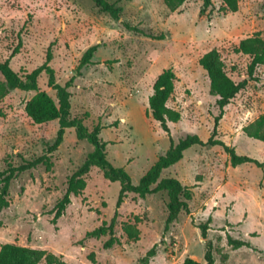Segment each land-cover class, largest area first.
I'll return each mask as SVG.
<instances>
[{
	"label": "rangeland",
	"instance_id": "obj_1",
	"mask_svg": "<svg viewBox=\"0 0 264 264\" xmlns=\"http://www.w3.org/2000/svg\"><path fill=\"white\" fill-rule=\"evenodd\" d=\"M122 7L119 20L100 11L92 0H0V63L23 76L41 66L48 55L55 82L64 85L76 74L85 50L98 48L91 64L84 66L68 89L71 117H84L89 128L100 125L107 160L129 174L132 184L169 148L187 134L207 141L218 114L209 94V80L198 61L216 49L235 82L247 78L249 58L235 52L240 40L259 33L264 39V0H239L234 13L222 10L221 0H210L203 14V0H187L170 12L163 0H107ZM123 22L153 36L156 41L125 29ZM171 68L175 88L167 106L179 112L178 122L168 123L169 134L146 114L148 98L157 76ZM225 108L216 139L241 156L264 163V146L248 138L243 128L264 114V66ZM4 80L0 75V86ZM40 91L56 100L46 73L37 79ZM35 92L11 90L0 94V171L8 164L45 154L58 130V122L34 124L24 105ZM92 145L65 130L61 145L52 153V167L43 166L18 175L9 188V207L0 212V246L12 243L43 249L62 256L68 264H181L191 258L205 264L204 241L197 226L209 222L207 238L213 246L214 264H264V171L245 163L231 167L219 146H192L160 178H175L190 188L188 213L181 212L168 230V197L158 192L140 198L127 194L116 209L119 182L106 180L93 167L86 188L64 214L54 221V207L66 190L68 177L83 163ZM118 216L111 249L110 238L87 233ZM140 218L139 240L122 230L125 222ZM227 236L251 244L232 249ZM154 248L155 255L142 261ZM93 254V260L89 255ZM40 264H45L42 261Z\"/></svg>",
	"mask_w": 264,
	"mask_h": 264
},
{
	"label": "trees",
	"instance_id": "obj_2",
	"mask_svg": "<svg viewBox=\"0 0 264 264\" xmlns=\"http://www.w3.org/2000/svg\"><path fill=\"white\" fill-rule=\"evenodd\" d=\"M187 0H163L165 6L170 12L176 11ZM95 6L102 12L106 13L113 20H119L122 13V7L115 3H109L107 0H92ZM239 0H221L222 10L225 12L234 13L238 10ZM210 0H203V9L200 10V15L203 14L205 8L209 7ZM126 30L140 34L152 40H164V35L159 34L153 36L145 33L135 26H130L123 22ZM21 41L13 49L10 57L0 63V75L4 83L0 86V94L5 91L22 90L33 91L34 95L25 102L24 111L34 124H44L52 121L58 122V130L54 142L47 147L45 154L32 159L25 160L19 166L10 164L0 171V212L9 207V188L11 182L20 174L35 169L38 166H43L49 171L52 167V153L61 145L65 130L73 129L78 140L88 141L93 151L87 155L83 163L68 177L66 182V190L63 197L57 201L54 207V221L59 219L65 212L67 206L71 203V196H78L86 188V176L90 169L97 167L103 177L110 182H119L120 191L116 202V209L123 203L127 194H134L140 198L152 195L158 192H165L168 197L167 211L168 215L165 221V230L176 221L181 212L188 213V202L191 200L192 193L190 188L183 186L175 178H160L161 174L179 162L183 158V153L192 146H201L211 148L219 146L224 153L228 155L231 167H236L245 163H250L264 171V163L259 162L247 156L238 155L234 148L224 144L223 141L216 139L217 127L222 119L225 108L231 103L236 95L244 90L251 81H258L254 78L256 69L264 66V39L259 33L239 41L235 52L249 58L246 69L247 78L240 82H235L227 73L223 60L220 58L219 52L212 49L206 52L198 61L199 66L206 72L209 80V94L215 98V106L218 114L214 117V125L211 134L207 141H202L195 134H187L177 143L171 144L168 150L158 157L156 162L146 171L141 177L137 185H133L129 174L123 168L114 167L106 157V143L100 139L102 128L100 125H95L91 128L85 125L84 117H71L70 109V93L68 89L72 86L75 78L80 75V70L89 64L96 52L98 46L93 45L85 50L81 56L77 67L76 74L68 79L64 85L55 82L53 70L48 65L51 54L48 53L45 62L29 73L23 76L14 72L9 63L10 58L19 52ZM41 73H46L48 83L55 91L56 100H54L45 91H40L37 86V79ZM176 76L171 68L163 70L155 79L152 86V93L148 98V111L146 114L158 122L162 130L169 134L168 123H176L180 119L179 112L170 109L167 106L168 100L171 98L175 88ZM243 133L251 139L260 141L264 146V114L260 115L256 120L243 128ZM118 216L115 211L110 222H103L101 226L88 232L87 237L100 238L107 234L110 238L104 242L105 250L111 249L114 245H118L119 241L113 236L116 218ZM140 218L135 216L133 222H125L122 225V230L129 240H139V229L137 227ZM209 222L199 224L197 228L200 232V237L204 241V261L205 264H214L213 246L207 238ZM227 243L232 249L237 250L242 247L252 249L249 242L244 240H236L227 236ZM155 255V250H149L142 259L146 261L148 258ZM89 259L93 260V254L89 255ZM42 261L45 264H68L63 261L62 256H56L46 250L20 246L12 243H6L0 246V264H40ZM181 264H200L199 262L185 258Z\"/></svg>",
	"mask_w": 264,
	"mask_h": 264
}]
</instances>
